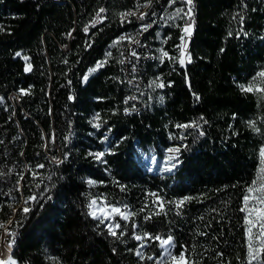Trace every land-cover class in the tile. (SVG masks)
<instances>
[{
  "label": "trees",
  "instance_id": "16d2710c",
  "mask_svg": "<svg viewBox=\"0 0 264 264\" xmlns=\"http://www.w3.org/2000/svg\"><path fill=\"white\" fill-rule=\"evenodd\" d=\"M169 2L0 0V232L14 234L17 264H175L159 241L134 238L145 233L170 236L189 264H249L241 209L249 188L264 187V0H192L191 19L167 27ZM146 21L145 108L126 114L120 37ZM189 25L192 61L182 66ZM154 79L164 84L157 101ZM174 146L172 173L146 169L143 154ZM100 199L129 214L115 237L90 215ZM258 231L251 264H264Z\"/></svg>",
  "mask_w": 264,
  "mask_h": 264
},
{
  "label": "snow or ice",
  "instance_id": "6c2138e0",
  "mask_svg": "<svg viewBox=\"0 0 264 264\" xmlns=\"http://www.w3.org/2000/svg\"><path fill=\"white\" fill-rule=\"evenodd\" d=\"M149 2H150V0H149ZM170 2L174 4V3H176V0H170ZM183 2L186 5L189 6L187 12H184L183 9H177L176 10V16H179L182 12H184V15L187 16L189 19H191L192 0H183ZM143 6L146 7L148 5H143ZM104 11L105 10L103 8H101L99 10V12L97 13V20L101 19V15L100 14L103 13ZM121 15H122V18L126 19L130 15H135V13L134 12H128V13H122ZM144 15H146V13L142 14L140 16V19H143ZM172 18L174 19L175 17H172ZM193 24H194V21H193ZM92 26H95V22H93ZM148 27H149L148 25H144L143 26V30H147ZM84 31L87 32L88 28H85ZM183 31H184L185 34L190 35L191 34V26L189 25L187 27H184ZM128 39H131V38H128ZM181 39L183 41V37ZM117 43H119V41H117ZM183 47H186V45H183ZM161 52H162V57L161 58H163V56H167L166 52H163V50H161ZM17 55H19V53H17ZM108 55H111V53H109ZM132 55L135 56L136 53L133 52ZM181 56L183 57V51L181 53ZM25 59L27 60V57H25ZM179 62L183 66V64H184L183 58H181ZM189 62H190V57H189ZM104 63H105L104 61L100 62L97 65V68L102 67ZM30 68H31V66L29 65L26 68V70H30ZM259 76H260V78L264 79V72H261L259 74ZM85 79H87V78L85 77ZM152 86L163 88L164 84L162 82H158L157 80H154V81H152ZM241 90L245 91V92H251V91H253V86L252 85H249L248 87L241 86ZM256 90L259 91V92H264V89H256ZM21 94H24L23 90H21ZM197 99H199V97H197ZM98 118H99V116L97 114V117H95L94 119H98ZM94 126L98 128L99 124H95ZM179 127L187 128V127H189V125H180ZM170 151L178 152L179 149H174V150H170ZM91 155H94L97 160H102V158L104 156V153L103 152H98V153L91 154ZM260 156H261V173H264V148L261 149ZM168 159H169V161H171V160L175 159V157L174 156H170ZM39 167L42 168L43 165H39ZM172 167H175V165H172ZM167 170H171V169L169 168ZM261 180L264 181V177H261ZM88 183H89V185H92L94 182L93 181H88ZM254 191H258L260 194L258 196H252L251 194ZM248 192H249V195H246L244 197V207L241 210L247 213V217H246V221L245 222L249 225L247 231H248V235H249V243H248L249 257H250L249 264H251V258H255L254 249H253V243H252V228L255 227L256 224H259V231L256 233V235H257V239L260 240L261 243L255 249V253H256V255H258L259 252L264 251V208H257L255 205L252 208H250L249 207V201H250V199H254V200L257 201L258 205H264V187H261V188L252 187V188L248 189ZM153 195H155V194H153ZM30 199L31 200H35L36 198L35 197H31ZM185 199H190V198H185ZM26 203H27V201H26ZM154 203H158L159 207H160V210L163 211V202L162 201H159L157 199V201H154ZM183 203H184L183 200L179 201L177 203V207L182 206ZM90 208L92 209V211L90 212V215H92V217L94 219L99 220L101 223H104L105 220H108L109 217H108V215H104L103 209H100L101 215H99V216L97 215V210H98L97 201H95V200L91 201ZM23 211L25 213H27L29 211V209L25 208ZM257 211H259L261 214L256 217V221L254 223L253 220L250 219V218ZM111 212L119 214L121 216V218L124 219V220H128L129 219V214L121 212V210L119 208H114L113 207L111 209ZM156 214L159 215V212H157ZM150 218L151 217H147V219H150ZM0 227H4V226L0 225ZM106 227L108 228L109 234L115 237V236H117V229L120 228V224L116 223V224L113 225L112 223H108V224H106ZM8 235L12 236L14 234L13 233H8ZM134 238L137 241H141V240H144V239H155L156 241H159L160 247L165 250V253L170 255V249L168 247V246L172 245V238L170 236L168 238L164 239V238H161L158 235L155 236V237H152V236H149L147 233H145L143 236L136 235ZM8 247H11V244H9ZM140 247H144V245L141 244ZM136 255L142 257V253H140L139 251L136 252ZM172 260L175 262V264H189V261H187L186 257L183 256V255H181L179 257L173 256ZM0 264H5V261L0 259ZM11 264H15V262L12 261ZM192 264H194V262H192Z\"/></svg>",
  "mask_w": 264,
  "mask_h": 264
},
{
  "label": "rangeland",
  "instance_id": "374dc122",
  "mask_svg": "<svg viewBox=\"0 0 264 264\" xmlns=\"http://www.w3.org/2000/svg\"><path fill=\"white\" fill-rule=\"evenodd\" d=\"M188 7L189 6L186 5L183 2V0H176V3H174V4L169 2L167 12L164 14V17L162 18V25L167 26V27L176 25L178 23V21L182 17H184V12H187ZM177 9H183L184 12H182L179 16H176V10ZM172 17H175V18L173 19ZM158 41H159V43H163L162 38H161V34H158ZM160 49H162V46H160ZM154 80H157V79H154ZM154 80H152V81H154ZM150 86H151V92H152L151 93L152 100L153 101L159 100L160 99V95H159L160 88L152 86V82H151ZM174 149H178V147L174 146L172 148H169V149L165 150L164 153L160 156L156 155L155 153L143 154L142 161H143L146 169L149 171H152V172L160 173V174L172 173L179 164V162H178V156H179L178 152L179 151L178 152L170 151V150H174ZM170 156H174L175 159L169 161L168 158ZM172 165H175V167H172ZM169 168L171 170H167ZM95 201H97V206H98L97 215L98 216L101 215L100 209H103L104 215H108V217H109L108 220H105V222H104L105 224L112 223L114 225V224H116L117 219H122L119 214L111 212V209L113 207L119 208L121 210V212L128 213L123 207L115 206V205H109L104 199L95 200ZM257 208H264V205H258ZM91 211H92V209H91ZM260 214L261 213L259 211L254 213V215L251 218L254 223L256 221V217ZM256 226L259 227V224H256ZM0 236H1V239L3 241V245H5V247L10 252L9 258L7 260H4L5 264H11L12 261H14L15 264H17V262L14 259H12V254H13L12 247H8V245H9L8 233H6V231L3 230L0 232ZM168 247L170 249V255L166 254L165 250L162 248L163 256L165 257V259H172V257H173V243H172V245H170Z\"/></svg>",
  "mask_w": 264,
  "mask_h": 264
},
{
  "label": "built area",
  "instance_id": "2783aa9c",
  "mask_svg": "<svg viewBox=\"0 0 264 264\" xmlns=\"http://www.w3.org/2000/svg\"><path fill=\"white\" fill-rule=\"evenodd\" d=\"M142 14L136 15L137 19ZM144 25H149V21L143 22ZM191 33L193 30L191 29ZM147 34V30H143V28H139L138 31H129L125 35H121L120 43L122 49H124V58L123 65L125 72H127V84H128V104H132V107H139L140 113L143 108H145L144 98L147 96L145 88V83L141 80L139 76V68L138 65L144 61L150 59L152 55H150V48L147 43H144L143 36ZM131 38V39H128ZM189 38H191V34L185 36V44L186 47L182 45L183 51V60L184 65H187L192 60L188 58L189 50ZM135 52L136 55L133 56L132 53ZM159 55V52H158ZM130 88L134 90H130ZM16 95V94H14ZM127 114V111H126Z\"/></svg>",
  "mask_w": 264,
  "mask_h": 264
},
{
  "label": "bare ground",
  "instance_id": "6f19581e",
  "mask_svg": "<svg viewBox=\"0 0 264 264\" xmlns=\"http://www.w3.org/2000/svg\"><path fill=\"white\" fill-rule=\"evenodd\" d=\"M141 14H144V11ZM148 26L149 27L147 28V30L150 28V25H148ZM142 28H143V22H142ZM125 34H127V33H124L122 35H125ZM185 36H186V34L183 33V44H185ZM192 41H193V35L191 33V38H189V50H191ZM189 57H190V51H188V58ZM123 58H124V52H123ZM190 59H191V57H190ZM14 96L17 98V95H14ZM125 103H128V96L126 97ZM139 112H140V110L137 109V108H134V107H129L128 110H127L128 114H138ZM9 254H10V252L5 247V245H3V241H2L1 236H0V258L2 260H7L9 258Z\"/></svg>",
  "mask_w": 264,
  "mask_h": 264
}]
</instances>
